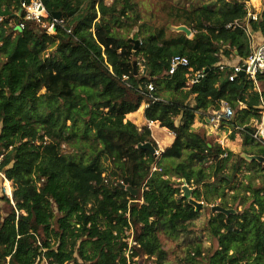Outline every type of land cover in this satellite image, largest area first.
Listing matches in <instances>:
<instances>
[{
    "label": "trees",
    "instance_id": "16d2710c",
    "mask_svg": "<svg viewBox=\"0 0 264 264\" xmlns=\"http://www.w3.org/2000/svg\"><path fill=\"white\" fill-rule=\"evenodd\" d=\"M41 1L44 22L61 15L55 33L35 22L19 31L22 1L0 0L10 12L0 17V173L13 184L12 199L0 196V264H163L160 236L193 235L203 210L213 247L204 255L190 244V262L264 264V164L193 128L198 114L227 103L235 115L221 125L241 128L244 153L264 157L253 127L264 112V73L256 85L219 66L249 58L247 25L264 38V14L249 18L250 0H213L207 10L166 4L165 19L142 0ZM175 56L204 78L189 86V68L170 75ZM143 102L145 118L175 136L159 156L142 148L158 150L151 129L126 120L142 117Z\"/></svg>",
    "mask_w": 264,
    "mask_h": 264
},
{
    "label": "rangeland",
    "instance_id": "374dc122",
    "mask_svg": "<svg viewBox=\"0 0 264 264\" xmlns=\"http://www.w3.org/2000/svg\"><path fill=\"white\" fill-rule=\"evenodd\" d=\"M212 1L213 0H142V2H144L142 3V9L152 11L156 15L165 19L166 13L164 12V9H165L166 4L169 6L170 5L176 6V7L184 8V9H189L191 6H197V7L199 6L201 9L207 10L210 8V4L212 3ZM248 6H249V11L251 14L257 15V16H259L262 13L264 14V0H259V2L257 3H255L253 0H250L248 2ZM243 24L245 23L243 22L242 25ZM247 26H248L247 27L248 32L251 35V37L257 34L251 31V27H249V25ZM168 27L175 28L179 26H173L169 24ZM140 67L143 68L142 66ZM141 107L143 110L142 117L126 116V120L132 121L139 128H143L149 125L147 119L145 118V109L147 107V103L143 102ZM213 112L214 111H209L207 113L198 114L195 120V124L193 126L194 130L198 133L205 134L208 138L210 145H217V146H220L221 148H228L234 154L243 157V154L245 153L243 149L242 136L240 133L241 128H238L236 131H234L233 129L227 126L223 127L221 124L217 125L216 123L211 121V116ZM157 124L160 127V123L157 122ZM150 128L152 131V137L155 140L157 147H158L157 151L160 154L161 152H164L165 150H169L174 145L175 138L169 132L164 131V130H156V129L153 130L152 127ZM233 133L236 136L234 140L231 138V135ZM66 150L68 151L69 149L66 148ZM183 159H185V155L183 156L182 159L174 160V162L179 163ZM105 166H107L108 169H110L111 165L109 162H106ZM246 171L247 170L245 169L243 173L239 176V180L242 182L245 181L244 176L245 174H247ZM4 178L5 176L0 173V196L5 195L7 197V194L3 190L4 183L6 184V180L4 182ZM171 179L176 182L180 181L177 178H171ZM261 182H262V179L255 181L254 185L261 184ZM215 184L216 182L214 181V179H211L209 180L207 186L208 188L213 189ZM7 188L10 193L11 191L10 186ZM219 202L220 201H216L215 203H219ZM1 205L4 207L3 210L5 211L6 206L4 205V202H1ZM239 209H242V208L239 207ZM207 218H208V214L205 210H203L201 216L193 222V228L195 230V233L193 235H182L176 239L167 238L163 235L160 236L163 248L168 253V257L163 264H206L204 261H201V260L190 262L189 257H190V254L194 252V249L190 247L189 245L196 244V247L199 246L200 247L199 249L202 250L204 255L209 252L211 247H213V240L210 239L209 234L205 231V225L207 222ZM129 242H130V245L133 244L131 239H129ZM137 264H158V263L157 261H155L154 258L144 257L143 259H139L137 261Z\"/></svg>",
    "mask_w": 264,
    "mask_h": 264
},
{
    "label": "built area",
    "instance_id": "2783aa9c",
    "mask_svg": "<svg viewBox=\"0 0 264 264\" xmlns=\"http://www.w3.org/2000/svg\"><path fill=\"white\" fill-rule=\"evenodd\" d=\"M107 3H112L114 0H105ZM24 12V22L19 25L18 30L22 31L25 28V22H35L36 24H40L43 28L47 29L48 33H55V28L57 25H63V21L60 19L54 18L51 23L44 22L43 19L48 17V13L46 11V8L41 0H24L21 3V10L20 13ZM249 18L253 20H257L258 16L249 14ZM230 27V26H228ZM252 40V37H251ZM226 65H230L228 61L224 58L223 62L219 64L221 68H223ZM190 62L188 58L182 57V56H175L171 60V68L169 70V74L173 75L179 68L185 67L189 68ZM231 67L234 69V75L231 76V80L233 81L236 77V74H241L243 71H245V76H248L250 80H253L254 83L257 85V75L264 73V40H262L260 43L252 44V51L251 55L248 59L240 60L237 64L231 65ZM203 72H193V69L189 68V82L188 85L192 86L199 81H201L204 78ZM149 92L154 91V85L149 84L147 86ZM149 105L147 104L148 108ZM234 114L233 109L231 106H229L227 103H223L220 111H214L211 116V121L216 123L217 125L221 124L222 119H229L232 118ZM148 121V120H147ZM149 128L152 127V124L154 122H149ZM253 127L255 128L254 138L261 142L264 145V112L263 116L260 121H255L253 124ZM151 129V128H150ZM162 153V152H161ZM156 156H159L160 153L156 150L155 153ZM159 169L155 167L153 169V172L158 171ZM7 180L4 178V182ZM4 183L3 190L7 194V197L12 199L13 194V184L10 183L11 191L9 193L8 188L5 186ZM43 264H52L49 263V261L45 260ZM57 264V263H53ZM65 264H74V263H65Z\"/></svg>",
    "mask_w": 264,
    "mask_h": 264
},
{
    "label": "water",
    "instance_id": "95a60500",
    "mask_svg": "<svg viewBox=\"0 0 264 264\" xmlns=\"http://www.w3.org/2000/svg\"><path fill=\"white\" fill-rule=\"evenodd\" d=\"M22 2L24 0H21ZM10 15V12L8 9H5V10H0V17L4 18V17H8ZM55 18L59 19L60 18V14L59 13H56L54 14ZM173 30L175 31H178V32H184L186 33V35L189 37L192 35V32L189 28H187L186 26H179V27H175V28H172ZM133 43L135 44V50L138 49V47L140 46V41L138 40H132ZM242 76H245V71H243L241 73ZM143 149H148L150 150L152 153H156V149L154 148V146L152 144H146L144 146H142ZM243 157L246 158L247 160L249 161H252V160H256L262 164H264V157H261V156H248L246 154H243ZM122 188H125V186L123 185V183H120L119 184ZM185 192L187 194V196H189V189L187 188V186H185ZM127 191L131 192L133 195H136L137 194V191L136 190H133L131 187H127L126 188ZM196 206H197V209H200L204 206V203H195ZM212 212L213 213H218V212H221V213H224L226 215H229L231 213H235L234 210H227V209H223L221 208L220 206H212Z\"/></svg>",
    "mask_w": 264,
    "mask_h": 264
},
{
    "label": "crops",
    "instance_id": "0c3cea01",
    "mask_svg": "<svg viewBox=\"0 0 264 264\" xmlns=\"http://www.w3.org/2000/svg\"><path fill=\"white\" fill-rule=\"evenodd\" d=\"M253 40H252V44H256V43H260L262 40H264V38H263V36H262V34L261 33H257L256 35H254L253 37ZM239 60L240 59H233L232 61H228V63L230 64V65H234V64H237L238 62H239ZM146 110V109H145ZM152 126H154V125H152ZM157 127H159V126H157ZM160 128V127H159ZM165 130H167L166 128H165ZM167 132H169L168 130H167ZM170 133V132H169ZM171 135H173L172 133H170ZM174 136V135H173ZM174 138H175V136H174Z\"/></svg>",
    "mask_w": 264,
    "mask_h": 264
},
{
    "label": "bare ground",
    "instance_id": "6f19581e",
    "mask_svg": "<svg viewBox=\"0 0 264 264\" xmlns=\"http://www.w3.org/2000/svg\"><path fill=\"white\" fill-rule=\"evenodd\" d=\"M152 129H153V130H155V129H156V130H164V129L159 128V127H157V126H152ZM164 131H167V130H164ZM160 135H161V134H160ZM6 186L9 187L10 184H9L8 182H6Z\"/></svg>",
    "mask_w": 264,
    "mask_h": 264
}]
</instances>
